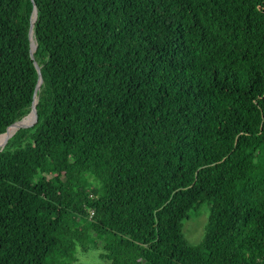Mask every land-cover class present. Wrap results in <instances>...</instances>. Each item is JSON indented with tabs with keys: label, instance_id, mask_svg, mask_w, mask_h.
<instances>
[{
	"label": "trees",
	"instance_id": "1",
	"mask_svg": "<svg viewBox=\"0 0 264 264\" xmlns=\"http://www.w3.org/2000/svg\"><path fill=\"white\" fill-rule=\"evenodd\" d=\"M35 98L0 148V264L91 236L108 264H264V0H0V134Z\"/></svg>",
	"mask_w": 264,
	"mask_h": 264
},
{
	"label": "rangeland",
	"instance_id": "2",
	"mask_svg": "<svg viewBox=\"0 0 264 264\" xmlns=\"http://www.w3.org/2000/svg\"><path fill=\"white\" fill-rule=\"evenodd\" d=\"M6 137L5 135L0 136V147ZM209 213L210 205L208 202H203L197 208L191 209L188 212V218L183 220V233L186 239L198 248H202ZM97 239L95 243L94 237L91 236L85 244L77 245L71 264H108V260L102 257L104 239L99 237ZM82 246H86L87 249H83Z\"/></svg>",
	"mask_w": 264,
	"mask_h": 264
},
{
	"label": "water",
	"instance_id": "3",
	"mask_svg": "<svg viewBox=\"0 0 264 264\" xmlns=\"http://www.w3.org/2000/svg\"><path fill=\"white\" fill-rule=\"evenodd\" d=\"M36 7H34V11H33V19L36 17ZM32 27H33V22H31V26H30V31H31V36H30V54L32 56V53H33V49L35 48L36 46V41H35V44L32 43V39L34 38V35H33V30H32ZM35 40V39H34ZM34 65L37 69V73H38V80H37V84L35 86V93H36V90L40 87V84L42 82V76H41V72H40V66L39 64L37 63V61H34ZM36 114V98L33 100V104H32V107H31V110L30 112L25 116L27 117L28 115H32V117ZM25 117H23L19 122H17L16 124H13L11 127H13V131L11 133L8 134V136L6 137L4 143L2 144V146L6 143V141L8 140L9 136L14 133L19 127L23 126L24 123H23V120L25 119ZM8 132L7 130L3 133H6ZM1 133V134H3ZM0 134V135H1ZM1 146V147H2ZM0 147V148H1Z\"/></svg>",
	"mask_w": 264,
	"mask_h": 264
},
{
	"label": "bare ground",
	"instance_id": "4",
	"mask_svg": "<svg viewBox=\"0 0 264 264\" xmlns=\"http://www.w3.org/2000/svg\"><path fill=\"white\" fill-rule=\"evenodd\" d=\"M34 41H35V40H34V38H33V39H32V43H33V44H35ZM29 116H30V115H28L27 117H25V119L23 120V123H25V122L27 121V119L29 118ZM13 129H14V128L9 129L8 132L3 133V134H1L0 136H2V135H3V136H4V135H5V136H8V134L11 133V132L13 131Z\"/></svg>",
	"mask_w": 264,
	"mask_h": 264
},
{
	"label": "clouds",
	"instance_id": "5",
	"mask_svg": "<svg viewBox=\"0 0 264 264\" xmlns=\"http://www.w3.org/2000/svg\"><path fill=\"white\" fill-rule=\"evenodd\" d=\"M35 19V18H34ZM32 22H33V20H32ZM32 30H33V27H32Z\"/></svg>",
	"mask_w": 264,
	"mask_h": 264
}]
</instances>
